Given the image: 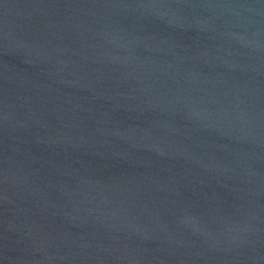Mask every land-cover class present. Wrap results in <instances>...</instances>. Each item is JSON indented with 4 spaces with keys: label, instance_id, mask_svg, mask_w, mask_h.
Listing matches in <instances>:
<instances>
[{
    "label": "water",
    "instance_id": "water-1",
    "mask_svg": "<svg viewBox=\"0 0 264 264\" xmlns=\"http://www.w3.org/2000/svg\"><path fill=\"white\" fill-rule=\"evenodd\" d=\"M0 264H264V0H0Z\"/></svg>",
    "mask_w": 264,
    "mask_h": 264
}]
</instances>
